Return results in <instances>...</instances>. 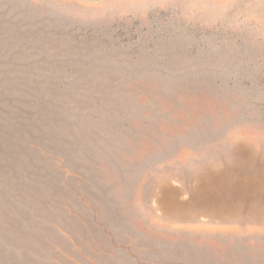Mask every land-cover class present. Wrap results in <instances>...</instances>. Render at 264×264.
Returning <instances> with one entry per match:
<instances>
[{"label": "rangeland", "instance_id": "rangeland-1", "mask_svg": "<svg viewBox=\"0 0 264 264\" xmlns=\"http://www.w3.org/2000/svg\"><path fill=\"white\" fill-rule=\"evenodd\" d=\"M0 264H264V0H0Z\"/></svg>", "mask_w": 264, "mask_h": 264}]
</instances>
